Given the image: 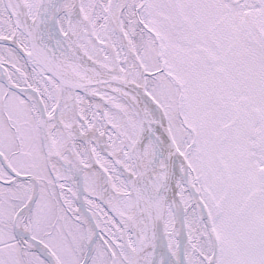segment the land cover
Segmentation results:
<instances>
[{
	"label": "snow or ice",
	"instance_id": "6c2138e0",
	"mask_svg": "<svg viewBox=\"0 0 264 264\" xmlns=\"http://www.w3.org/2000/svg\"><path fill=\"white\" fill-rule=\"evenodd\" d=\"M0 264H264V0H0Z\"/></svg>",
	"mask_w": 264,
	"mask_h": 264
}]
</instances>
